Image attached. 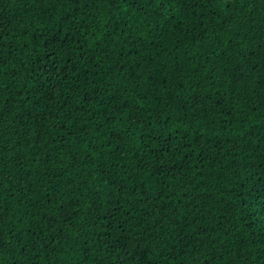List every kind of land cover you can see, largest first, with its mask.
<instances>
[{
	"label": "trees",
	"instance_id": "obj_1",
	"mask_svg": "<svg viewBox=\"0 0 264 264\" xmlns=\"http://www.w3.org/2000/svg\"><path fill=\"white\" fill-rule=\"evenodd\" d=\"M0 37V264H264V0H0Z\"/></svg>",
	"mask_w": 264,
	"mask_h": 264
},
{
	"label": "snow or ice",
	"instance_id": "obj_2",
	"mask_svg": "<svg viewBox=\"0 0 264 264\" xmlns=\"http://www.w3.org/2000/svg\"><path fill=\"white\" fill-rule=\"evenodd\" d=\"M118 2V0H112L113 4H116ZM119 2H124L126 3L127 0H119ZM164 0H161V4H163ZM177 2H185V3H189V4H197V6H199L201 3L204 2V0H177ZM208 3H212L213 0H207ZM2 38V37H0ZM165 147H170V145H166ZM4 176V172L3 169H0V177ZM10 178V177H9ZM0 187H2V183H0Z\"/></svg>",
	"mask_w": 264,
	"mask_h": 264
}]
</instances>
